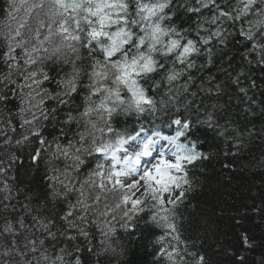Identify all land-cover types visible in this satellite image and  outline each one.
<instances>
[{
    "label": "snow or ice",
    "instance_id": "6c2138e0",
    "mask_svg": "<svg viewBox=\"0 0 264 264\" xmlns=\"http://www.w3.org/2000/svg\"><path fill=\"white\" fill-rule=\"evenodd\" d=\"M9 8L0 264H124L125 237L138 229L155 236L151 264H211L201 237L186 235L182 209L196 207L216 163L258 179L245 202L212 215L264 222V0ZM238 242L257 244L247 230ZM225 254L246 264L240 250Z\"/></svg>",
    "mask_w": 264,
    "mask_h": 264
},
{
    "label": "trees",
    "instance_id": "16d2710c",
    "mask_svg": "<svg viewBox=\"0 0 264 264\" xmlns=\"http://www.w3.org/2000/svg\"><path fill=\"white\" fill-rule=\"evenodd\" d=\"M19 4L20 0H16ZM4 9H6L4 11ZM4 11V12H3ZM9 0H0V23L15 27V23L8 17ZM14 15L23 16L24 12ZM131 124L132 122L129 121ZM253 171H260L253 169ZM257 176L250 173L237 172L228 173L221 170L219 163L215 164V169L209 171L203 177V185L197 191L193 203L195 208L182 209L184 212V223L187 229L186 235L191 237L200 236L203 242L204 251L211 264H235L234 258L225 254V249L231 248L233 252L240 250L246 257V264H260V259L264 258V222L260 217L253 216L244 221L242 225H236L229 216L231 212L225 214L223 218L213 216L211 209L213 206H224L229 210L245 202L252 193L257 191L254 182ZM204 217H211L208 224L204 223ZM209 225L211 230L209 231ZM247 230L248 234L255 238L257 244L251 251H245L238 242L240 232ZM121 235L124 234L121 232ZM143 229H138L133 233L131 242L125 237L127 251L123 258L124 264H151V252L153 248V238ZM220 245V247H217ZM113 264H116L113 261Z\"/></svg>",
    "mask_w": 264,
    "mask_h": 264
},
{
    "label": "bare ground",
    "instance_id": "6f19581e",
    "mask_svg": "<svg viewBox=\"0 0 264 264\" xmlns=\"http://www.w3.org/2000/svg\"><path fill=\"white\" fill-rule=\"evenodd\" d=\"M6 9H4V11H5ZM3 11V12H4ZM8 12V11H7ZM3 30H5L4 29V26H3V23H0V31H3ZM159 233H157V235H158ZM154 240H155V237L153 238V242H154Z\"/></svg>",
    "mask_w": 264,
    "mask_h": 264
}]
</instances>
